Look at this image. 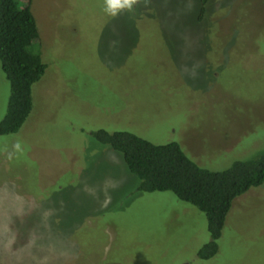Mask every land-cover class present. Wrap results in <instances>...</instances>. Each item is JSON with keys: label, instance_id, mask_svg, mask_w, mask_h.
<instances>
[{"label": "rangeland", "instance_id": "rangeland-1", "mask_svg": "<svg viewBox=\"0 0 264 264\" xmlns=\"http://www.w3.org/2000/svg\"><path fill=\"white\" fill-rule=\"evenodd\" d=\"M47 68L0 135V264H264V184L238 196L217 253L206 214L139 190L98 129L178 142L223 170L264 150V0H31ZM11 86L0 62V122Z\"/></svg>", "mask_w": 264, "mask_h": 264}, {"label": "trees", "instance_id": "trees-1", "mask_svg": "<svg viewBox=\"0 0 264 264\" xmlns=\"http://www.w3.org/2000/svg\"><path fill=\"white\" fill-rule=\"evenodd\" d=\"M208 0H202L200 20ZM31 0H0V62L11 86L8 110L0 122V135L18 132L33 108V85L47 65L38 48L39 29ZM94 137L123 154L128 168L140 178L139 190L172 191L203 211L210 241L198 252L214 256L234 200L264 184V150L236 160L226 169L197 164L178 142L157 144L133 132L98 129Z\"/></svg>", "mask_w": 264, "mask_h": 264}, {"label": "clouds", "instance_id": "clouds-1", "mask_svg": "<svg viewBox=\"0 0 264 264\" xmlns=\"http://www.w3.org/2000/svg\"><path fill=\"white\" fill-rule=\"evenodd\" d=\"M136 0H105L106 11L115 16L120 9L131 10Z\"/></svg>", "mask_w": 264, "mask_h": 264}]
</instances>
